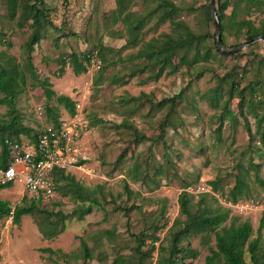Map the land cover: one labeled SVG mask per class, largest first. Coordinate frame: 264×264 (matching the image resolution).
<instances>
[{
	"label": "rangeland",
	"instance_id": "obj_1",
	"mask_svg": "<svg viewBox=\"0 0 264 264\" xmlns=\"http://www.w3.org/2000/svg\"><path fill=\"white\" fill-rule=\"evenodd\" d=\"M157 1L132 0L127 10L136 14H146L156 6ZM171 1L186 8L190 4L199 6L207 0ZM44 2L50 10L48 17L59 29L46 26V34L30 52L26 46L31 32L29 22L18 26L15 20L8 18L6 0H0V32L4 34L0 37V51L5 50L9 56V60L2 59L0 63H4L5 67L17 65L18 70L23 73V78L17 77L18 85L13 87L16 94L13 104L19 113L21 124L32 129L33 133L52 126L51 117L46 113V106H56L53 99L50 101L46 99L39 84L41 79L48 78L51 89L58 94L83 98L89 126L85 130L82 144L91 158L82 169L72 168L67 172L94 191L101 206L93 207L91 213L84 215L82 219L67 217L64 220L66 226L64 231L49 238L38 231L35 221L37 215H23L19 224H13L5 219L0 220V250L3 253L4 264H83L80 239L87 243L92 252V258L87 260L86 264H113L118 256L123 259L118 264H138V253L134 250L136 242L131 233H139L147 227L152 230L153 227L150 225L167 219V225L157 232L161 245L166 246L168 228L179 216L178 195L184 180H193L190 187L192 191L195 185H206V182L216 175L223 179L224 184H232L236 162L246 166L249 159L262 163L258 173L264 180V146L257 135L251 137L248 134L245 123L248 122L251 133L254 134V118L248 113L245 118L237 110L238 95L234 93L229 103L232 113L239 112L237 119L235 123L224 120L220 139L217 138L215 128L220 121L221 109H214L205 97V94L209 96L213 94L219 82L217 77L234 68L239 73L242 70L246 71L243 77H237L240 88L254 80L263 81L260 98L264 107L262 41L257 45L246 46L241 51L243 54L217 57L191 66L181 65L177 58H173L172 72L163 74L158 80L149 78V70L129 78L132 68L140 67L143 63V59L133 58L141 43L161 33L170 32L169 21L158 23L153 15L139 35L140 42L132 46L126 45L128 38L126 24L122 21L113 23L112 12L117 6V0H44ZM216 2L217 0L215 5ZM262 8L264 10V4ZM261 16L263 14L253 13L250 17L257 23ZM178 19L185 20L191 28H196L194 13L186 14V10H182L180 16L176 17V20ZM213 28L210 24L209 28L205 29L212 33ZM6 39L7 41H3ZM237 42L233 35H228L225 47ZM100 44L107 48L105 58L108 61L102 73L89 70L76 76L68 64L64 67L63 74H58L63 55L70 52H90L96 50ZM211 44L212 39H209L207 45ZM29 61L33 67L32 71L27 67ZM197 74L201 76L198 78ZM113 77L128 78V82L112 83ZM96 79L98 83L95 85ZM227 87L228 84L223 85V100L227 98ZM179 92H181L179 102L169 117L163 138L160 139L158 123L163 120L169 105L150 113L146 99L158 102ZM8 93L0 91V97L9 96ZM244 95L246 99L250 97L248 89ZM133 97L135 100L126 102V99ZM142 102L143 105L140 107ZM258 106L257 104L255 108L262 112ZM129 110L132 111L131 115L128 114ZM7 111L6 105H0V122L8 118ZM57 112L59 118H67L69 115L62 106H57ZM126 117L138 130V134L145 135L147 139L141 140L137 145L131 143L133 132L116 127ZM127 146H130L128 153L117 163L119 154ZM165 153H168L172 163L167 166V174L164 172L155 177L160 185L154 188L156 183L152 177L155 170L164 162ZM134 164L141 167L140 170L144 166L149 168L147 173L149 178L145 183H142V179L134 181L130 178L129 170ZM253 175L251 170V178ZM195 178L198 180L194 181ZM123 180L128 182L127 191L124 189ZM96 184L103 186L102 193L96 190ZM249 186L250 198L243 199L238 204L254 202L253 205H249L244 212L228 207L231 208V215L239 216L241 221L247 220L252 225L255 236L258 233L260 218H264V187L254 181L250 182ZM208 190L203 192L210 193L211 190ZM217 195L218 193H214L216 198ZM23 196L27 197L26 203H30V196L23 192L22 185L18 183L0 190V199L8 200L12 208L23 203ZM215 197L208 194L205 198L212 208L221 204V197L219 202ZM197 198L196 196L194 200ZM87 203L68 195L62 196L56 191L48 201L39 202L38 207L44 210V216L49 217V214L70 213ZM117 205L131 208L128 215L114 210ZM60 226L58 225V229ZM105 230H111L112 235H106ZM260 232L264 236V223ZM188 241L190 246L199 252L190 264H203L205 257L210 254V248H215L214 233L199 234L190 237ZM158 245L159 242L156 246ZM148 246L149 244H146L142 249H147ZM47 247L54 251H45ZM156 259L155 251L143 259L141 264H156Z\"/></svg>",
	"mask_w": 264,
	"mask_h": 264
},
{
	"label": "trees",
	"instance_id": "obj_2",
	"mask_svg": "<svg viewBox=\"0 0 264 264\" xmlns=\"http://www.w3.org/2000/svg\"><path fill=\"white\" fill-rule=\"evenodd\" d=\"M132 0H117V6L113 10V23L122 21L126 24L128 30V38L126 45L135 46L140 42V33L147 22L151 20L153 15L157 18L158 23H164L169 21L171 30L168 33H161L159 36L152 37L146 42H142L133 58L143 59V63L140 67H133L129 78L133 77L137 73L149 70V78L151 80H158L163 74L171 73V67L173 58L178 59V63L184 66H191L199 62H208L217 57H227L228 54L220 53L216 46V33L214 20L212 18L209 9V0L205 3L195 6L193 4L188 5L186 8L175 4L171 0H158L156 6L148 11L146 14H136L131 10H127L129 3ZM264 0H217L215 5V12L220 24L221 41L223 47L226 46L227 36L233 35L238 42L230 47L239 45L240 43L249 40L253 37L264 35V10L262 8ZM7 15L11 20H15L18 26L29 22L31 28L30 35L26 46L31 52L34 49V45L46 34V26L54 27L49 16V8L46 7L44 0H6ZM230 9L229 13L227 10ZM182 10H186V14L194 13L196 18V28H191L185 20L178 19ZM19 13V14H18ZM253 13L263 14L259 17L257 23L251 19ZM213 25V32L205 28ZM59 29V28H57ZM4 34L0 32V37ZM3 39V38H2ZM212 39V44L207 45L208 40ZM3 41H7L3 40ZM259 44V41L251 43L248 47ZM9 46L10 43L8 42ZM106 47L104 44H100L96 50L90 52H70L63 55L60 59V70L58 74L61 75L64 72V67L69 64L72 72L77 76L82 73L88 72L91 56L96 53V56L101 60L100 71L102 73L105 67L108 65V61L105 58ZM95 51V52H94ZM243 54L242 52H239ZM238 54V53H237ZM238 54V55H240ZM257 54H254V56ZM2 59L9 60V56L5 50L0 51V61ZM261 59L264 61V54L261 55ZM7 63V61H6ZM29 71L33 70L32 64L29 61L27 63ZM260 69V68H259ZM245 70L240 73L234 68L226 70L221 76H218V83L213 90L212 95L205 94L206 99L209 100L210 105L214 109H221L219 114V123L215 128L217 138L220 139L221 129L224 120L231 122L236 121L237 115H243L246 118V114H251L254 118V134L247 124V131L251 137L257 135L258 140L264 146V107L262 106V100L260 95L262 94V80H254L247 85L240 88V81L237 80L238 76L243 77ZM264 74V72H263ZM23 78V73L18 70L17 65L5 67L4 63H0V91L8 93L0 97V105H6L8 111L6 120L0 122V136H11L20 138L22 134L35 140L39 132H32V129L27 128L21 124V118L16 108L14 107L13 100L15 97V91L13 87L17 84V77ZM201 74H197L199 78ZM112 83H127V79H120V77H113ZM98 80L94 81L96 85ZM40 86L44 91V95L48 101L54 100L56 106H46V113L52 120V126L59 125V115L57 112V106H62L69 115L75 112V102L67 95L58 94L51 89V82L48 78H43L39 81ZM228 84L227 98L223 100V85ZM249 90L250 97L246 99L244 92ZM7 91V92H6ZM259 91V92H258ZM234 93L238 95V101L236 103V113H232L229 107L230 100ZM146 95V94H145ZM147 96V95H146ZM181 92L175 94L172 97H166L158 102H153L150 99H146L149 105V111H159L162 107L169 105V109L165 114L163 120L158 123V129L160 130V139L163 138V134L166 131L167 122L171 113L175 110L176 104L179 102ZM255 97H258L256 99ZM135 98L126 99L129 102ZM221 101V102H220ZM261 107L262 112L255 108L256 105ZM143 102L140 104V107ZM131 110L128 114L131 115ZM165 125V127H164ZM117 128L128 129L133 132V138L131 143L137 145L141 140L147 139L145 135H139L135 126L129 122V118H124L117 126ZM130 146H127L119 154L116 162L119 163L128 153ZM201 151V148L199 149ZM260 152V150H257ZM263 154H260L262 156ZM164 162L155 170L153 174V181L156 183L154 188L160 185L159 180L155 177L160 173L167 174L168 168L172 162L168 157V153L163 155ZM262 163L254 162L249 159L248 164L245 166L241 162H236L233 174L234 181L232 184H224L223 179L216 175L213 179L206 182V186L211 190L209 192L193 193L188 191V187H191L192 181H183L181 185V192L178 195L179 204V216L176 217L168 228V236L166 238V246L161 245V239L157 232L167 225V219L161 223L158 221L150 225L153 227H147L145 230L139 233H131L136 245L134 250L138 253L139 262L146 257L151 256L156 251L157 259L156 264H190L192 259H195L199 252L195 248H192L189 244V238L204 234L214 233L215 236V248H210V254L205 257L203 264H264V236L261 235V228L263 227L264 218H260L258 233L254 236L253 227L247 221H241L239 216H233L230 214L231 208L223 204V202H230L236 204L243 199L250 198V182L254 181L260 186L264 187V180L259 175V169ZM137 164L129 170L130 178L134 181L142 179V183H145L148 176L149 168L144 166L142 170ZM253 170V178L250 176V171ZM53 178L56 183V191L62 196H70L80 202L87 201L86 205L75 208L70 213H57L44 216V210L38 207L41 200L30 197V203H26L27 197L23 196V203L14 206L12 208L8 200L0 199V220L6 219L11 209H13V224H19L23 215H37L36 224L38 231L44 237H53L55 234L61 233L66 228L64 220L67 217H77L82 219L84 215L91 213L93 207H100L98 198L94 191H91L87 186L77 180L74 175L66 172L65 170H55ZM198 180L195 178L194 181ZM124 189L128 190V182L123 180ZM7 187V186H6ZM4 187H0V190ZM96 190L102 193L103 186L96 184ZM152 188V189H154ZM214 193H218L217 198ZM212 195L216 201H220L215 208L210 207L206 201V195ZM198 197L194 200L195 197ZM221 197V199H220ZM223 201V202H222ZM255 201V200H254ZM131 208H123L117 205L114 210H119L128 215ZM54 216L55 218H51ZM184 216V218H182ZM129 220V218H128ZM228 221V223H226ZM129 224V221L127 222ZM58 225H61L58 229ZM106 235H112L111 230H105ZM1 234V230H0ZM159 242V245L156 244ZM185 242V243H184ZM146 244H149L147 249H142ZM80 247L83 251L84 263L92 258L91 248L87 243L80 239ZM45 251L53 252L51 248L47 247ZM60 251V250H58ZM247 257V259H246ZM123 261L121 256L114 259L113 264H118Z\"/></svg>",
	"mask_w": 264,
	"mask_h": 264
},
{
	"label": "built area",
	"instance_id": "obj_3",
	"mask_svg": "<svg viewBox=\"0 0 264 264\" xmlns=\"http://www.w3.org/2000/svg\"><path fill=\"white\" fill-rule=\"evenodd\" d=\"M101 60L94 53L90 58L89 70H99ZM75 112L67 118H60L58 126H51L40 131L35 140L27 136L15 138L0 136V187H11L14 183L21 184L23 192L42 202L48 201L56 193L53 178L55 170L82 169L91 158L83 147L82 138L89 126L83 98H73ZM97 173V172H96ZM201 186V187H199ZM190 187L193 193L209 191L206 185ZM202 189V190H201ZM254 203V202H253ZM253 203L231 204L226 206L244 212ZM13 209L6 220L12 222ZM0 264H4L0 250Z\"/></svg>",
	"mask_w": 264,
	"mask_h": 264
},
{
	"label": "water",
	"instance_id": "obj_4",
	"mask_svg": "<svg viewBox=\"0 0 264 264\" xmlns=\"http://www.w3.org/2000/svg\"><path fill=\"white\" fill-rule=\"evenodd\" d=\"M209 9H210L212 18L214 20L215 33H216V46H217V50L220 53L228 54V55L237 54L241 52L246 46L256 41H262L263 53H264V35L253 37L234 47H223L222 41H221L220 24H219V21L217 19L216 12H215V0H209Z\"/></svg>",
	"mask_w": 264,
	"mask_h": 264
},
{
	"label": "clouds",
	"instance_id": "obj_5",
	"mask_svg": "<svg viewBox=\"0 0 264 264\" xmlns=\"http://www.w3.org/2000/svg\"><path fill=\"white\" fill-rule=\"evenodd\" d=\"M26 136V135H25ZM22 137H24V136H22ZM4 188H7V187H4ZM3 189V188H2ZM7 218V217H6ZM6 220V219H5Z\"/></svg>",
	"mask_w": 264,
	"mask_h": 264
},
{
	"label": "crops",
	"instance_id": "obj_6",
	"mask_svg": "<svg viewBox=\"0 0 264 264\" xmlns=\"http://www.w3.org/2000/svg\"><path fill=\"white\" fill-rule=\"evenodd\" d=\"M73 99V98H72Z\"/></svg>",
	"mask_w": 264,
	"mask_h": 264
}]
</instances>
